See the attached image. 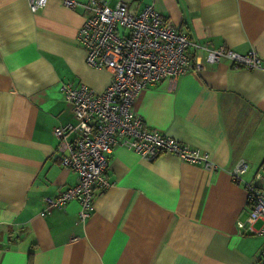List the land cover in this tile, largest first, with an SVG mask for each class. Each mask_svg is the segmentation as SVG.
Returning a JSON list of instances; mask_svg holds the SVG:
<instances>
[{
  "label": "crops",
  "instance_id": "0c3cea01",
  "mask_svg": "<svg viewBox=\"0 0 264 264\" xmlns=\"http://www.w3.org/2000/svg\"><path fill=\"white\" fill-rule=\"evenodd\" d=\"M123 1L136 10L152 5L189 36L188 55L202 65L149 83L134 110L207 153L214 167L170 152L144 159L116 146L108 186L84 223L76 222V200L41 215L46 196L76 181L60 164L53 134L75 123L60 84L99 93L110 76L87 65L77 43L81 6L46 0L31 12L28 0H0V264H28L30 253V264H260L264 235L248 227L245 188L230 169L248 162L249 179L264 163V71L207 62L203 47L264 58V0Z\"/></svg>",
  "mask_w": 264,
  "mask_h": 264
},
{
  "label": "built area",
  "instance_id": "2783aa9c",
  "mask_svg": "<svg viewBox=\"0 0 264 264\" xmlns=\"http://www.w3.org/2000/svg\"><path fill=\"white\" fill-rule=\"evenodd\" d=\"M45 2L28 0V7L35 12ZM61 2L66 7L84 9L77 43L85 50L86 64L108 70L110 80L99 93L84 83L60 84V93L70 104L75 123L57 125L53 134L58 139L60 164L76 173V181L55 196H46L40 214L76 200V222L84 223L93 210L94 196L108 186L107 158L116 146L131 149L144 159L170 152L181 160L214 167L207 153L148 126L133 107L136 95L149 83L171 81L193 67L201 68V62L193 63L188 55L193 44L189 36L150 4L136 10L123 0L113 5L106 0ZM203 48L207 62L226 59L234 68L264 71V58L252 49L240 53L224 45ZM249 167L248 162L238 161L230 175L245 188L248 227L264 235V163L246 179ZM256 220L260 221L258 229L252 227ZM258 259L264 264V247L259 250Z\"/></svg>",
  "mask_w": 264,
  "mask_h": 264
},
{
  "label": "trees",
  "instance_id": "16d2710c",
  "mask_svg": "<svg viewBox=\"0 0 264 264\" xmlns=\"http://www.w3.org/2000/svg\"><path fill=\"white\" fill-rule=\"evenodd\" d=\"M30 261H31V253H30L29 257H28V264H30Z\"/></svg>",
  "mask_w": 264,
  "mask_h": 264
},
{
  "label": "rangeland",
  "instance_id": "374dc122",
  "mask_svg": "<svg viewBox=\"0 0 264 264\" xmlns=\"http://www.w3.org/2000/svg\"><path fill=\"white\" fill-rule=\"evenodd\" d=\"M79 27H80V26H79ZM78 29H79V28H78ZM77 32H78V31H77ZM107 169H108V166H107ZM246 175H247V174L244 175V178H246ZM249 179H250V178H249Z\"/></svg>",
  "mask_w": 264,
  "mask_h": 264
}]
</instances>
